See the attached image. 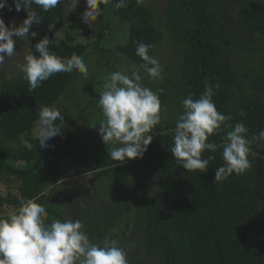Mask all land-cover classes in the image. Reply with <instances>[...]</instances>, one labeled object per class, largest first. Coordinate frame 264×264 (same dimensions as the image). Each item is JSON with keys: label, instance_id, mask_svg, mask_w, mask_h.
<instances>
[{"label": "trees", "instance_id": "16d2710c", "mask_svg": "<svg viewBox=\"0 0 264 264\" xmlns=\"http://www.w3.org/2000/svg\"><path fill=\"white\" fill-rule=\"evenodd\" d=\"M232 1L240 8L241 28L251 42L259 41L262 67L250 79L249 91L237 89L236 71L224 65L231 34L223 20L221 0H171V9L183 11L182 17L187 20V28L177 37L184 48L176 86L184 99L189 93L193 99H198L206 87H212L217 111L231 117L225 125L244 123L251 139L264 130V0ZM8 5L15 9L12 0H8ZM64 5L65 0H62L48 12L33 5V10L42 17L41 23L30 29L37 32V36H28L34 56L39 55L35 44L45 36L50 40L49 50L61 58L73 54L81 56L85 52L84 45L70 44L58 37V21L63 17ZM115 10L123 21L130 23L122 52L145 72L140 67L143 62L136 55V42L152 45V56L159 41L149 24V13L142 8L141 0H126L125 7ZM18 13L23 22L26 11L21 9ZM52 24L54 26L49 29ZM76 76V71L57 73L34 91L23 77L0 89V136L9 141L25 136L31 144L30 149L14 154L0 141V173H9L20 181V208L29 200L45 207V179L53 170L66 165L81 168L94 165L102 176L118 183H123L131 173L132 161H113L108 151L90 159L69 135L48 140L45 148L31 138L41 106L54 105ZM225 125H222L223 131L209 137L208 142L222 145L223 136L231 130ZM174 129L175 126L163 128L146 151L157 166V186L152 197L146 191L142 198L143 230L153 261L128 260L129 264H264V147H257L259 141L252 143L248 157L252 167L245 174H233L225 181L214 182L215 169L224 163L222 147L214 153L207 150L203 153L204 159L209 155L215 157L206 172L185 171L170 152ZM45 156L49 157V163L44 168ZM9 160L23 161L27 166L25 169L9 167ZM7 201L11 203V199ZM5 202L0 196V208ZM46 211V223L60 219L54 211ZM119 215V210L111 207L90 208L84 228L91 241L105 246ZM7 218L0 212V219Z\"/></svg>", "mask_w": 264, "mask_h": 264}, {"label": "rangeland", "instance_id": "374dc122", "mask_svg": "<svg viewBox=\"0 0 264 264\" xmlns=\"http://www.w3.org/2000/svg\"><path fill=\"white\" fill-rule=\"evenodd\" d=\"M221 1L224 5L223 20L231 34L224 65L227 69L236 71L237 89L240 87L246 93L249 91L250 79L262 67L259 41L251 42L241 28L239 6L232 0ZM66 6L67 0L63 17L58 21L57 34L70 44L85 46V52L79 57L88 65V76L77 72L74 81L68 84L64 94L51 106L63 115L65 128L60 137L71 136L90 159L109 150V146L98 135L99 126L96 123L99 117L95 101L99 99L98 92L102 90L105 77L114 71L129 76L133 72L137 73L142 84L159 95L161 122L154 130L155 135L167 126H176L177 119L183 114L184 100L176 86L181 75L184 48L178 43L177 37L180 31L187 28V20L182 17L184 12L175 7L172 10L171 0H141L142 8L149 13V24L159 36L152 56L162 67V79L152 80L123 54L122 48L128 38L130 23L120 18L112 0L108 5L102 6L103 11L91 26L81 18L86 11L84 0H79L74 11L66 12ZM0 18L6 26H19L22 23L15 9L1 10ZM13 39L18 54L0 67V89L11 86L24 77L20 69L24 57L31 53L28 37ZM36 128L37 124H34L31 131V138L35 140ZM0 141L14 154L31 148L25 136L18 141H9L0 136ZM131 161V173L123 183L111 182L96 171L94 165L86 168L66 165L55 169L45 179L43 203L46 209L60 216L59 220H80L83 224L90 208L118 209L119 219L107 236L105 245L115 242L127 252L128 260L150 262L153 258L147 250L143 230L142 198L146 191L152 197V191L157 186V166L146 152L142 159ZM48 163L49 157L45 156L42 167L45 168ZM8 166L25 169L27 165L23 161L9 160ZM20 184L15 176L0 173V196L6 200L0 212L8 217L20 209ZM124 198L126 203H123ZM9 199L11 203H8Z\"/></svg>", "mask_w": 264, "mask_h": 264}, {"label": "clouds", "instance_id": "9594fccd", "mask_svg": "<svg viewBox=\"0 0 264 264\" xmlns=\"http://www.w3.org/2000/svg\"><path fill=\"white\" fill-rule=\"evenodd\" d=\"M111 0H84L86 11L82 20L91 26L103 11L101 5ZM17 12L23 9L27 16L19 26H6L0 18V67L18 54L15 40L35 38L37 32L30 31L39 25L42 17L33 10V5L48 12L62 3V0H12ZM79 0H67L66 12L74 11ZM126 6V0H118L116 8ZM11 7L8 0H0V10ZM54 25H49L51 29ZM50 40L44 37L35 44V50L24 57L21 72L31 91L57 73L78 72L88 76V65L73 54L61 58L49 50ZM152 45L136 42V55L143 62L144 69L152 80L162 79V67L150 55ZM163 91L162 89L160 90ZM212 87L193 99L191 93L183 100V114L176 121L173 146L170 149L175 161L188 172H206L209 162L215 157L202 158L207 150L215 152L222 147L223 165L216 168L214 182L227 180L231 175H243L252 167L249 160L251 145L259 141L257 147H264V130L248 138V128L242 122L225 125L231 119L217 111ZM95 101L98 109L96 125L102 142L109 146L108 156L113 161L142 159L152 143L155 129L161 122L159 95L142 84L140 76H131L120 71L105 77L102 90ZM59 121V124L57 123ZM35 136L41 148L48 147L47 141L62 135L65 125L61 112L49 106H41L38 113ZM222 125L231 128L223 136L222 145L208 142L209 137L223 131ZM213 182V183H214ZM46 208L34 201H27L19 211L7 219H0V264H129L127 252L113 242L101 246L93 243L80 220L55 219L46 223Z\"/></svg>", "mask_w": 264, "mask_h": 264}]
</instances>
